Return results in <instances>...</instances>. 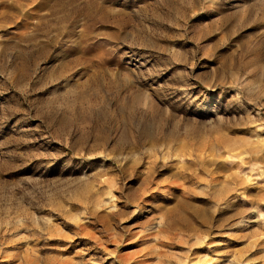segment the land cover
Masks as SVG:
<instances>
[{
    "label": "rangeland",
    "instance_id": "374dc122",
    "mask_svg": "<svg viewBox=\"0 0 264 264\" xmlns=\"http://www.w3.org/2000/svg\"><path fill=\"white\" fill-rule=\"evenodd\" d=\"M0 264H264V0H0Z\"/></svg>",
    "mask_w": 264,
    "mask_h": 264
}]
</instances>
